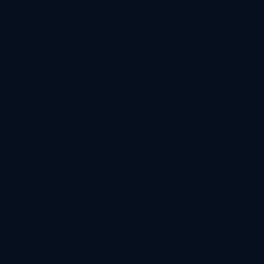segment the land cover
Listing matches in <instances>:
<instances>
[{"label":"water","instance_id":"1","mask_svg":"<svg viewBox=\"0 0 264 264\" xmlns=\"http://www.w3.org/2000/svg\"><path fill=\"white\" fill-rule=\"evenodd\" d=\"M0 264H264V0H0Z\"/></svg>","mask_w":264,"mask_h":264}]
</instances>
